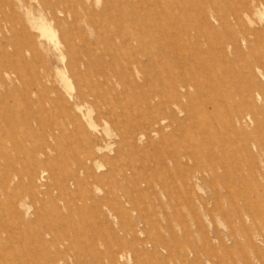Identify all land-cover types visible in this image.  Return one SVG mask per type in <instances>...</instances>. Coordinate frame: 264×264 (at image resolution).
Masks as SVG:
<instances>
[{
    "label": "rangeland",
    "instance_id": "1",
    "mask_svg": "<svg viewBox=\"0 0 264 264\" xmlns=\"http://www.w3.org/2000/svg\"><path fill=\"white\" fill-rule=\"evenodd\" d=\"M0 264H264V0H0Z\"/></svg>",
    "mask_w": 264,
    "mask_h": 264
},
{
    "label": "bare ground",
    "instance_id": "2",
    "mask_svg": "<svg viewBox=\"0 0 264 264\" xmlns=\"http://www.w3.org/2000/svg\"><path fill=\"white\" fill-rule=\"evenodd\" d=\"M25 1V0H24ZM50 12V11H49ZM56 19V18H55ZM46 35V34H45ZM49 35V34H48ZM57 38H58V36H57ZM59 47V46H58ZM67 72V71H66ZM69 90V89H68ZM251 95H252V93H251ZM78 96V95H77ZM262 96V95H261ZM71 97V96H70ZM253 97V96H252ZM260 97V96H259ZM80 99H82V98H80ZM78 102H79V100H78ZM73 103V102H72ZM72 103H70L71 105H73ZM66 104V103H65ZM87 104V103H86ZM90 110V109H89ZM88 113V112H87ZM89 115V114H88ZM88 118V117H87ZM241 118V117H240ZM240 118H238V119H240ZM241 122V121H240ZM96 129V128H95ZM143 137V136H142ZM89 158V157H88ZM87 158V159H88ZM90 159H91V157H90ZM92 161V160H91ZM99 191V190H98Z\"/></svg>",
    "mask_w": 264,
    "mask_h": 264
}]
</instances>
